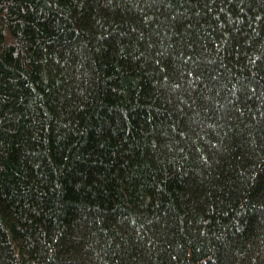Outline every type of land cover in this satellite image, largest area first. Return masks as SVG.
Listing matches in <instances>:
<instances>
[{"label":"trees","instance_id":"1","mask_svg":"<svg viewBox=\"0 0 264 264\" xmlns=\"http://www.w3.org/2000/svg\"><path fill=\"white\" fill-rule=\"evenodd\" d=\"M0 264H264V0H0Z\"/></svg>","mask_w":264,"mask_h":264}]
</instances>
